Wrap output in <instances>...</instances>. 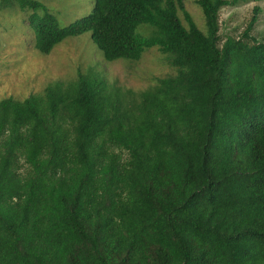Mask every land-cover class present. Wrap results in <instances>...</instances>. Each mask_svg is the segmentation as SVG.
<instances>
[{
	"label": "trees",
	"instance_id": "trees-1",
	"mask_svg": "<svg viewBox=\"0 0 264 264\" xmlns=\"http://www.w3.org/2000/svg\"><path fill=\"white\" fill-rule=\"evenodd\" d=\"M94 1L64 28L37 0L0 15L28 14L43 55L91 33L107 62L157 48L175 74L0 100V264H264V0H197L205 30L186 0ZM242 3L263 7L223 39Z\"/></svg>",
	"mask_w": 264,
	"mask_h": 264
},
{
	"label": "rangeland",
	"instance_id": "rangeland-1",
	"mask_svg": "<svg viewBox=\"0 0 264 264\" xmlns=\"http://www.w3.org/2000/svg\"><path fill=\"white\" fill-rule=\"evenodd\" d=\"M55 17L61 27H68L90 15L94 0H37ZM186 10L194 21L205 30V21L197 0H186ZM255 6L263 4L242 3L227 7L220 14V36L239 37L247 29ZM44 12L40 13L43 16ZM184 24L186 21L180 14ZM28 14L19 9L0 15V100H23L43 93L55 82H68L78 74L97 73L108 82L134 91L154 86L158 79L174 75L168 59L152 48L138 62L120 60L107 62L91 38V33L70 38L57 45L51 54L43 55L34 47V37L29 27ZM262 22L253 32L256 38L262 34ZM261 37V36H260Z\"/></svg>",
	"mask_w": 264,
	"mask_h": 264
}]
</instances>
